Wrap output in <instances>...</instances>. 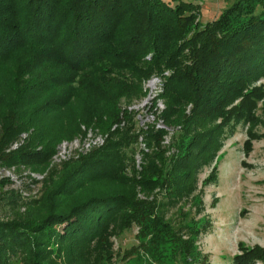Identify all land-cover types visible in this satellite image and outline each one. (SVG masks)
Returning a JSON list of instances; mask_svg holds the SVG:
<instances>
[{"label":"trees","instance_id":"1","mask_svg":"<svg viewBox=\"0 0 264 264\" xmlns=\"http://www.w3.org/2000/svg\"><path fill=\"white\" fill-rule=\"evenodd\" d=\"M170 1L0 0V170L44 175L35 198L0 187V264H116L114 241L132 229L130 259L204 263L197 168L212 156L197 130L252 118L264 99V0H232L205 24L198 4ZM165 70L160 119L177 129L167 147L166 131L139 128L134 111L107 114L97 86ZM78 77L101 114L71 104ZM89 129L106 136L100 147L50 166L61 142ZM257 262L259 247L236 257Z\"/></svg>","mask_w":264,"mask_h":264},{"label":"rangeland","instance_id":"2","mask_svg":"<svg viewBox=\"0 0 264 264\" xmlns=\"http://www.w3.org/2000/svg\"><path fill=\"white\" fill-rule=\"evenodd\" d=\"M164 1L174 5L170 0ZM185 1L199 5V20L205 24L216 19L232 0ZM149 58L146 57L147 60ZM170 74V71L165 70L161 74L152 75L161 76V86L157 89L147 86V81L152 77L149 75L144 76L138 83L129 82L126 76L125 78L114 76L113 78L117 80L114 84H97L105 100L101 97L99 99L106 104L104 108L107 114H110L117 105L122 111H134L135 119L138 116L143 117L145 110L154 108L155 102L160 100L164 106L160 114L162 115L167 106V99L163 97L164 83ZM78 79L80 78L78 77L76 81ZM80 81L73 84L77 94L70 98V101H73L71 104L77 105L81 110H85L84 112L101 114L102 104L93 103L98 104V107L86 104L88 90L93 85H83L81 91ZM262 84L264 79L255 85ZM75 99L81 100L74 102ZM237 102L232 105H237ZM190 112L191 106L188 105L185 114L189 115ZM70 114V117L76 116L75 112ZM218 122L204 124L197 130L204 133L206 143L208 142L207 147L202 149H205V153L210 157L212 156L209 164L199 165L197 168L198 189L202 192L204 209L202 215L209 223V230L199 238L197 245L204 257L203 264H236V257L243 253V249L255 247L264 249V137L260 136L264 134V99L257 103L252 118L238 120L213 130L214 125H219ZM216 149L217 153L214 155ZM214 167L216 172L213 175L211 172ZM209 176L211 177L208 178ZM12 177L16 179L15 182L11 176L0 175V187L3 186L2 191L12 190L19 193L16 187L26 181L17 173ZM204 181H207L205 186L202 185ZM2 215V204H0V217ZM135 235L136 229H132L114 241V249L118 254L116 264H149L145 257L138 255L130 259L125 256L129 249L137 246Z\"/></svg>","mask_w":264,"mask_h":264},{"label":"built area","instance_id":"3","mask_svg":"<svg viewBox=\"0 0 264 264\" xmlns=\"http://www.w3.org/2000/svg\"><path fill=\"white\" fill-rule=\"evenodd\" d=\"M161 76L156 77L152 76L147 81V86L149 88L153 87V89H157V87L161 86ZM152 111H150L149 108L145 110L143 113V117L138 116L136 121L138 123L139 128L146 129L148 126L153 125L156 129L164 130L166 131L165 136L163 137V145L168 146L171 140V137L173 133L175 132L174 129L167 128L163 121L160 119V114L164 110V106L162 104V101L157 100L155 102L154 108H151ZM106 136L99 133L97 130H87L85 131V135H79L70 141H63L61 142L57 147L56 154L51 158L50 166L53 165H59L62 162L71 160V159H77L81 156H84L91 152L93 149L100 147L105 140ZM18 146V144H14L12 149H15ZM137 164H140V158H137ZM17 173L20 175V177H24L23 179L26 181V183H21L16 187L18 189L19 194L25 198H35L39 194L40 189V182L42 181L44 175H38L34 173H30L27 170L22 171H15V169L10 170H0V175H6L11 176ZM15 182V178L13 179ZM37 182L35 185L32 184V182ZM28 185V189H23L22 186Z\"/></svg>","mask_w":264,"mask_h":264}]
</instances>
